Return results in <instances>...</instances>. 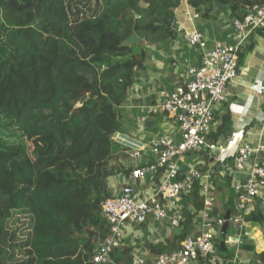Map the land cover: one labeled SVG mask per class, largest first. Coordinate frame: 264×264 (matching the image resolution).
<instances>
[{
	"label": "trees",
	"instance_id": "obj_1",
	"mask_svg": "<svg viewBox=\"0 0 264 264\" xmlns=\"http://www.w3.org/2000/svg\"><path fill=\"white\" fill-rule=\"evenodd\" d=\"M187 1L204 15L230 4L234 18L264 4ZM182 3L0 0V264H94L110 233L102 203L114 196L107 181L122 150L115 135L144 58L136 48L174 37L171 21ZM133 35L140 42L127 43ZM21 216L22 230L14 227ZM246 219L263 222L264 211ZM112 256L135 264L128 249ZM255 258L264 261V253Z\"/></svg>",
	"mask_w": 264,
	"mask_h": 264
},
{
	"label": "crops",
	"instance_id": "obj_2",
	"mask_svg": "<svg viewBox=\"0 0 264 264\" xmlns=\"http://www.w3.org/2000/svg\"><path fill=\"white\" fill-rule=\"evenodd\" d=\"M186 3L184 1L175 9L182 29L176 31L174 37L147 42L136 48V52H142L144 58L134 68L133 82L122 105V130L115 138L122 145V150L111 161L118 172L107 181L113 195L128 183L134 184L142 199L157 194L164 169L159 168L156 174L138 179H134L132 173L153 160L150 146L156 137L169 136L176 141L181 138L179 127L173 119L167 114H155L153 108L163 102L164 92L173 91L185 84L190 78V68L200 62L202 51L190 46L187 33L194 29L202 32L208 44L215 41L236 44L241 38L232 23L234 17L230 4L215 5L207 14L201 12V18L190 23L183 14ZM256 82L264 83V26L244 41L238 74L228 86V98L225 103L214 107V125L209 137L226 144L225 140L230 136L235 145L226 153L207 149L188 152L180 161L182 172L190 166L198 168L203 174L201 184H209L212 212L215 215L212 221L225 217L228 211L233 218L237 212L235 187L247 181L252 169L253 161L242 169L236 168V148L245 144L258 146L264 143V99L251 90ZM142 147V156L133 158L131 153ZM197 188L202 201L200 187ZM195 190L180 199L178 207L185 219L179 227L172 226L169 221L157 223L152 218L145 224L127 226L123 249L130 250L134 261L143 258L146 264H153L160 254L176 250L187 235L200 232L206 218L203 209L196 208ZM255 207L261 208L260 199H256ZM186 216L192 218L190 226ZM217 230L218 239L221 227L220 231L219 227ZM242 231H247L249 236H242L239 245L232 246L230 239L241 233V230L229 224L223 247L226 252L219 253L221 262L218 264H264V261L255 258L264 253V221L247 222ZM192 264L205 263L199 260Z\"/></svg>",
	"mask_w": 264,
	"mask_h": 264
},
{
	"label": "built area",
	"instance_id": "obj_3",
	"mask_svg": "<svg viewBox=\"0 0 264 264\" xmlns=\"http://www.w3.org/2000/svg\"><path fill=\"white\" fill-rule=\"evenodd\" d=\"M184 1L187 3L183 14L188 22L194 23L201 18V12L187 0ZM232 23L241 34L236 44L221 41L208 44L202 32L194 29L187 33L190 46L202 51L200 62L190 68V78L185 84L173 91L164 92L163 102L153 108L155 114H167L173 119L179 127L181 138L176 141L169 136L156 137L150 146L153 160L132 173V177L138 179L156 174L159 168L164 169L156 195L142 199L134 184L128 183L113 197L103 201L102 210L109 223L110 233L92 259L94 264H116L112 253L123 248L128 225L145 224L152 218L154 222L169 221L172 226L179 227L185 219L178 207L180 199L196 186L200 187L202 211L206 218L200 232L187 235L176 250L160 254L153 264H192L199 260L205 264L221 262L217 227L220 231L225 217L212 221L210 214L213 201L209 196V184H201L203 174L198 168L190 166L182 172L180 161L188 152L207 149L226 153L235 145L230 136H227L226 144L209 137L214 125V107L225 103L228 98V86L238 74L239 56L244 41L264 26V4H253L246 9L244 17H235ZM171 28L176 31L182 29L177 17L171 21ZM251 90L264 99V83H254ZM142 150L143 147L133 151L132 157L140 158ZM236 153L237 169L244 168L251 161L253 163L247 181L235 187L237 212L233 218L230 217L229 224L239 228L241 233L230 239L232 246H238L242 236H249L247 231H242V227L248 222L246 217L257 208L256 199L261 200L260 209L264 211V143L258 146H238ZM134 263L146 264V261L139 258Z\"/></svg>",
	"mask_w": 264,
	"mask_h": 264
},
{
	"label": "water",
	"instance_id": "obj_4",
	"mask_svg": "<svg viewBox=\"0 0 264 264\" xmlns=\"http://www.w3.org/2000/svg\"><path fill=\"white\" fill-rule=\"evenodd\" d=\"M135 41H139V38L136 36V35H133L128 41L127 43H132V42H135ZM88 98V96H84L82 97L81 99V103H83V101H85L86 99ZM117 136V134L115 135V137ZM229 219H230V212L228 211L225 215V222L223 224V226L221 227V232L219 234V237H218V243L219 245L223 248L224 247V244H225V240H226V237H225V234L227 232V229H228V226H229Z\"/></svg>",
	"mask_w": 264,
	"mask_h": 264
},
{
	"label": "rangeland",
	"instance_id": "obj_5",
	"mask_svg": "<svg viewBox=\"0 0 264 264\" xmlns=\"http://www.w3.org/2000/svg\"><path fill=\"white\" fill-rule=\"evenodd\" d=\"M21 219L18 220L17 222L14 221V227H18L20 230H22V228L24 227V224L26 222V218L21 216Z\"/></svg>",
	"mask_w": 264,
	"mask_h": 264
}]
</instances>
